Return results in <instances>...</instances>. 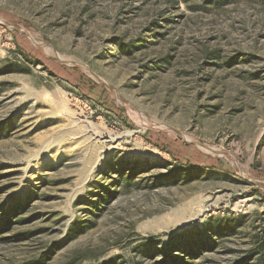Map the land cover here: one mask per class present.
<instances>
[{
    "label": "rangeland",
    "instance_id": "rangeland-1",
    "mask_svg": "<svg viewBox=\"0 0 264 264\" xmlns=\"http://www.w3.org/2000/svg\"><path fill=\"white\" fill-rule=\"evenodd\" d=\"M0 264H264V0H0Z\"/></svg>",
    "mask_w": 264,
    "mask_h": 264
}]
</instances>
